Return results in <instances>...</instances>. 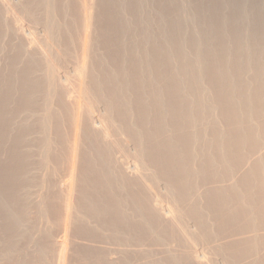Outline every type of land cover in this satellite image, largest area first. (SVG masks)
<instances>
[{
  "label": "bare ground",
  "instance_id": "bare-ground-1",
  "mask_svg": "<svg viewBox=\"0 0 264 264\" xmlns=\"http://www.w3.org/2000/svg\"><path fill=\"white\" fill-rule=\"evenodd\" d=\"M200 1L0 0V264H264V0Z\"/></svg>",
  "mask_w": 264,
  "mask_h": 264
},
{
  "label": "rangeland",
  "instance_id": "rangeland-1",
  "mask_svg": "<svg viewBox=\"0 0 264 264\" xmlns=\"http://www.w3.org/2000/svg\"><path fill=\"white\" fill-rule=\"evenodd\" d=\"M204 1H205V0H204ZM204 1H203V0L200 1V2H201V3H200V7H202V8H201V13L203 14L204 17L206 16V18H204V20H207V21H213L214 19H216V15H217V14L220 15V13H221V16L224 15V14H223V12H224L223 10H225V12H224V13H225V16H224V17L228 16L227 14H229V12H230V14H231V12H232V13L234 14V19L236 18L235 15H237V17H238V15H240V12L242 11V9H243V11L245 10V8H242V4H243L242 1H243V0H236L237 2H236L235 0H232V1L228 0V1H229V6H228V7L226 6V3H227V2L224 4V3H222L223 1H221V0H207V1H209V4H211V5L207 4L208 2H206V1H205V2H206L207 5H205V2H204ZM210 1H211V3H210ZM234 1H235V2H234ZM218 2H219V3L221 2V3H220V6H219V3H218ZM238 2H239V6H238V4H237ZM231 3H232V4H233V3H236V4H233V5H234V6H233V5H230ZM201 4L204 6V8H203V6H202ZM222 4H224L225 6L222 5ZM227 4H228V3H227ZM214 5H215V6H214ZM221 5H222V7H221ZM236 5H237V6H236ZM244 5H245V4H243V6H244ZM212 6H213V7H212ZM230 6H231V8H230ZM232 6H233V8L236 6L235 9H236V8H237V9H236L235 12H234V9L232 10ZM207 7H208V8H207ZM209 7H210V8H209ZM211 7H212L213 9H211ZM217 7H218V8H217ZM240 7H241V8H240ZM216 8H217V9L220 8L221 11H223V12H221L220 9L217 10ZM224 8H225V9H224ZM239 8H240L241 10H240ZM203 9H204V11H202ZM209 9H211V11H212L213 13H212ZM227 9H228V10H227ZM238 9H239V10H238ZM208 10H209V11H208ZM215 10H217L218 12H216ZM207 11H208V12H207ZM226 11H227V12H226ZM209 12H210V13H209ZM215 12H216L217 14H215ZM206 13H209V14H207L208 16L206 15ZM241 13H242V12H241ZM214 14H215V15H214ZM233 14H232V15H233ZM209 15H210V16H209ZM211 15H213V16H211ZM232 15H231V16H232ZM207 17H208V18L210 17V18L208 19ZM213 17H214V19H213ZM222 17H223V16H222ZM232 17H233V16H232ZM210 19H211V20H210ZM24 22H25V23H24ZM26 22H27V23H26ZM23 24H24V26H25V27H24L25 29L28 28V29H26L27 31L24 29L26 34H28V32H30L31 29H32L31 31H33L34 26H33L30 22L28 23V21H23ZM25 24H26V25H25ZM27 24H28V25H27ZM29 24H30V25H29ZM27 26H30V28L27 27ZM32 26H33V27H32ZM31 27H32V28H31ZM77 67H78V59L75 58V59L69 61V62H68L67 64H65L64 66H62V68H61L60 70H61V72L63 73V76H65V77L67 76V77L70 78L71 80H74V81H75L76 78H77ZM52 175H53V173H52ZM83 244H91V242H90V241H85V242H83ZM79 248H80V246H79ZM79 248H78V249H79ZM33 255H34V254H33ZM35 257H36V256H34V258H35Z\"/></svg>",
  "mask_w": 264,
  "mask_h": 264
}]
</instances>
